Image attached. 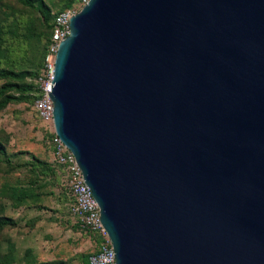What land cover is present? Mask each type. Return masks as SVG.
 Returning a JSON list of instances; mask_svg holds the SVG:
<instances>
[{"label":"water","instance_id":"water-1","mask_svg":"<svg viewBox=\"0 0 264 264\" xmlns=\"http://www.w3.org/2000/svg\"><path fill=\"white\" fill-rule=\"evenodd\" d=\"M53 128L114 264H264V0H87Z\"/></svg>","mask_w":264,"mask_h":264},{"label":"rangeland","instance_id":"rangeland-1","mask_svg":"<svg viewBox=\"0 0 264 264\" xmlns=\"http://www.w3.org/2000/svg\"><path fill=\"white\" fill-rule=\"evenodd\" d=\"M81 0H0V86L33 84L48 23L55 12ZM6 90L5 94H11ZM17 95L18 93H14ZM0 96V99L4 97ZM71 199L51 162L48 132L37 117L30 91L0 109V264H85L97 242L79 231L69 213Z\"/></svg>","mask_w":264,"mask_h":264},{"label":"built area","instance_id":"built-area-1","mask_svg":"<svg viewBox=\"0 0 264 264\" xmlns=\"http://www.w3.org/2000/svg\"><path fill=\"white\" fill-rule=\"evenodd\" d=\"M87 0H81L77 6L64 8L54 14L51 32L46 44L39 70L33 81L34 99L32 107L37 117L45 124L48 132V148L51 162L59 173L66 188L71 204L69 213L78 229L95 238L97 248L89 252L86 264H114L110 239L99 221L98 205L85 184L80 168L70 150L61 142L53 128L52 101L47 89L51 83L54 60L58 44L69 34L68 20L78 12Z\"/></svg>","mask_w":264,"mask_h":264},{"label":"trees","instance_id":"trees-1","mask_svg":"<svg viewBox=\"0 0 264 264\" xmlns=\"http://www.w3.org/2000/svg\"><path fill=\"white\" fill-rule=\"evenodd\" d=\"M28 6H34L32 0H18ZM72 3V0H67L66 4L67 6ZM62 10V9H61ZM41 17H42V21L45 23V27L47 29V36L43 42V46H42V51H41V56H40V64H39V67L41 65V62H42V58H43V54H44V50H45V47H46V44L48 42V39H49V36H50V32H51V21H52V18L53 16L51 17L50 21L47 23L46 22V19H47V14L45 12V10L41 7L38 9ZM60 11V10H59ZM58 12V11H57ZM55 12V13H57ZM38 72V71H37ZM0 75H6V76H14L16 77L17 80H20L23 78V75L24 73H13L9 70H5V71H1L0 72ZM6 90H11L12 93L11 94H5L4 95V92ZM29 90L30 91V96H31V103H32V100L34 99V92H33V84L31 86H27V85H23L22 83H19V82H6L4 84H2L0 86V96L4 95V97L2 99H0V109L7 103V102H10V101H18L21 99V93H23V91H27ZM14 93H18L17 95H15ZM1 223H5L7 222V219L4 217V218H1ZM89 253H87L86 255V258H85V264H86V259H87V256H88Z\"/></svg>","mask_w":264,"mask_h":264},{"label":"crops","instance_id":"crops-1","mask_svg":"<svg viewBox=\"0 0 264 264\" xmlns=\"http://www.w3.org/2000/svg\"><path fill=\"white\" fill-rule=\"evenodd\" d=\"M80 231V230H79ZM80 232H82V231H80ZM83 234H86V233H84V232H82ZM88 237H91L90 235H88V234H86ZM92 239L96 242V240H95V238H93L92 237Z\"/></svg>","mask_w":264,"mask_h":264}]
</instances>
